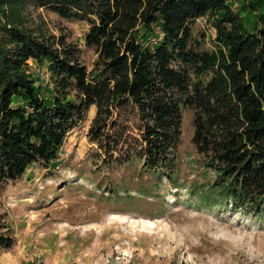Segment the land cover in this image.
<instances>
[{"label": "trees", "instance_id": "16d2710c", "mask_svg": "<svg viewBox=\"0 0 264 264\" xmlns=\"http://www.w3.org/2000/svg\"><path fill=\"white\" fill-rule=\"evenodd\" d=\"M253 30L227 0H0V184L57 159L91 106L94 160H134L159 178L177 171L181 112L193 110L192 143L212 173L192 191L209 206L264 218V0ZM31 4L84 21L91 68L64 34L25 25ZM207 17L211 47L194 39ZM145 28L162 38L144 42ZM47 59L53 94L35 92L28 61ZM0 226V249L15 239Z\"/></svg>", "mask_w": 264, "mask_h": 264}, {"label": "rangeland", "instance_id": "374dc122", "mask_svg": "<svg viewBox=\"0 0 264 264\" xmlns=\"http://www.w3.org/2000/svg\"><path fill=\"white\" fill-rule=\"evenodd\" d=\"M253 30L259 0H227ZM25 25L42 36L64 34L91 68L96 58L86 46L84 21L66 19L31 4ZM145 28L144 42L162 38ZM193 37L211 47L207 17L195 20ZM35 92L50 101L53 85L47 59L29 60ZM95 112L67 135L57 159L33 163L15 181L0 184V226L15 241L0 249V264H264V218L209 206L192 191L212 173L205 171L192 143L193 110L181 112L177 171L173 180L134 160L105 165L94 160L87 131Z\"/></svg>", "mask_w": 264, "mask_h": 264}]
</instances>
